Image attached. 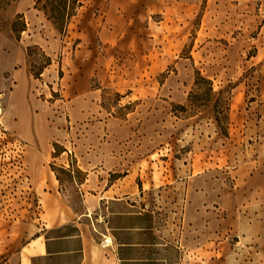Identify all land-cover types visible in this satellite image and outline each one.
<instances>
[{"label": "rangeland", "instance_id": "1", "mask_svg": "<svg viewBox=\"0 0 264 264\" xmlns=\"http://www.w3.org/2000/svg\"><path fill=\"white\" fill-rule=\"evenodd\" d=\"M36 2L0 12V264L53 180L103 225L123 197L175 264H264V0H82L64 34Z\"/></svg>", "mask_w": 264, "mask_h": 264}, {"label": "crops", "instance_id": "2", "mask_svg": "<svg viewBox=\"0 0 264 264\" xmlns=\"http://www.w3.org/2000/svg\"><path fill=\"white\" fill-rule=\"evenodd\" d=\"M11 69V53L0 52L3 85L6 72ZM39 171L35 167L34 173ZM52 187L43 193L44 223L35 232L26 233L25 243L9 253L3 264H102L110 250L115 255V264H175L164 254L161 246L164 244L156 241V232L140 224L141 212L114 207L123 197L107 200L109 206L105 210L106 224L103 225L101 220L90 219L88 212L71 214L54 180ZM103 235L112 238L113 245L108 254L100 248Z\"/></svg>", "mask_w": 264, "mask_h": 264}, {"label": "trees", "instance_id": "3", "mask_svg": "<svg viewBox=\"0 0 264 264\" xmlns=\"http://www.w3.org/2000/svg\"><path fill=\"white\" fill-rule=\"evenodd\" d=\"M15 1L16 0H0V12L5 10ZM81 5L82 0H37L35 7L42 10L47 20L53 24L55 29L64 34ZM17 17L20 18L21 21L18 22V19H15L11 24V29L15 33L20 32L21 34L27 29V23L23 14H18ZM50 63V57H47V63L45 66Z\"/></svg>", "mask_w": 264, "mask_h": 264}, {"label": "bare ground", "instance_id": "4", "mask_svg": "<svg viewBox=\"0 0 264 264\" xmlns=\"http://www.w3.org/2000/svg\"><path fill=\"white\" fill-rule=\"evenodd\" d=\"M102 245L106 248H111V246L113 245L112 238L110 236L104 235ZM102 264H115V255L113 253V250H110L109 256H106L102 259Z\"/></svg>", "mask_w": 264, "mask_h": 264}]
</instances>
